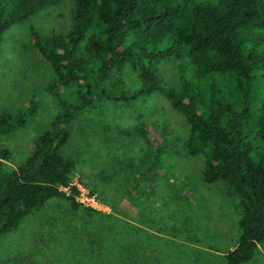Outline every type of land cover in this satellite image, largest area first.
Masks as SVG:
<instances>
[{
	"label": "trees",
	"instance_id": "trees-1",
	"mask_svg": "<svg viewBox=\"0 0 264 264\" xmlns=\"http://www.w3.org/2000/svg\"><path fill=\"white\" fill-rule=\"evenodd\" d=\"M58 1L0 0V49L12 24ZM72 1L66 33L31 30L33 48L51 70L44 89L57 112L20 165L5 168L10 152L0 148V236L53 198L66 201L73 212L112 216L82 207L74 187L69 195L59 189L68 186L75 170L61 148L79 112L103 102L130 105L159 92L188 124L187 153L205 156L203 182L220 181L237 198L240 233L224 264L249 262L264 241V0ZM167 61L176 63L178 86L159 75V65ZM127 65L140 82L133 90L122 79ZM37 107L31 100L24 110L0 113V135L25 126ZM136 132L149 146L136 170L150 178L160 151L150 140L152 132L137 124L117 133L124 141ZM99 233L91 239L100 240ZM91 251L92 264L119 261L95 245Z\"/></svg>",
	"mask_w": 264,
	"mask_h": 264
},
{
	"label": "rangeland",
	"instance_id": "rangeland-1",
	"mask_svg": "<svg viewBox=\"0 0 264 264\" xmlns=\"http://www.w3.org/2000/svg\"><path fill=\"white\" fill-rule=\"evenodd\" d=\"M72 6V0H59L3 34L0 113L24 110L31 100L38 104L25 126L0 135V148L10 152L4 161L7 169L30 155L33 139L57 112L55 100L44 89L51 70L33 48L31 30L66 33ZM158 69L163 80L179 85L174 61ZM122 79L129 90L140 86L128 65ZM137 124L152 132L150 140L160 150L150 178L136 170L149 149L146 139L136 132L120 141L117 133ZM70 129L62 154L75 161L80 181L89 191L88 186L94 188L92 193L113 215L73 212L66 201L50 199L0 236V264H92L94 245L108 256H119L114 264H224V254L240 233L237 198L220 181L203 182L205 156L187 153L188 124L161 93L144 95L130 105L103 102L87 108L75 116ZM98 230L102 236L93 241L90 234ZM258 247L246 264H264V242Z\"/></svg>",
	"mask_w": 264,
	"mask_h": 264
},
{
	"label": "built area",
	"instance_id": "built-area-1",
	"mask_svg": "<svg viewBox=\"0 0 264 264\" xmlns=\"http://www.w3.org/2000/svg\"><path fill=\"white\" fill-rule=\"evenodd\" d=\"M80 180L79 174L73 171L68 186H60L59 189L63 191L65 195H69L71 187H74L76 190L74 199L82 207L92 208L96 211L109 214L112 208L108 204L101 202L96 194H91Z\"/></svg>",
	"mask_w": 264,
	"mask_h": 264
},
{
	"label": "crops",
	"instance_id": "crops-1",
	"mask_svg": "<svg viewBox=\"0 0 264 264\" xmlns=\"http://www.w3.org/2000/svg\"><path fill=\"white\" fill-rule=\"evenodd\" d=\"M236 240H237V239H236ZM263 242H264V241H263ZM263 242H262V243H263ZM236 243H237V242H236ZM262 243H260V244H262ZM260 244H258L257 247H258ZM235 245H236V244H235ZM235 245H234V246H235ZM234 246H233V247H234ZM233 247L230 246L229 249L231 250ZM258 248H259V247H258ZM256 250H257V249H256ZM255 253H256V252H255ZM254 256H255V255H254ZM253 258H254V257H253ZM253 258H252V259H253ZM252 259H251V260H252ZM251 260H250V261H251ZM222 263H223V262H222ZM246 263H248V262H246ZM246 263H244V264H246Z\"/></svg>",
	"mask_w": 264,
	"mask_h": 264
}]
</instances>
